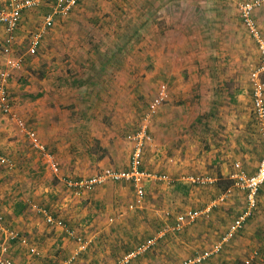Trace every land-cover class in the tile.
Listing matches in <instances>:
<instances>
[{
	"label": "crops",
	"instance_id": "1",
	"mask_svg": "<svg viewBox=\"0 0 264 264\" xmlns=\"http://www.w3.org/2000/svg\"><path fill=\"white\" fill-rule=\"evenodd\" d=\"M161 1L165 8H161ZM196 2L207 0H150L151 8L146 12L122 15L108 11L92 21L96 24L99 20L92 27L89 43L80 40L84 39L80 26H70L73 19L79 20L74 14H82L76 10L67 19L70 25L60 29L59 37L58 26L49 29L35 55L27 51L51 12L49 6H40L46 9L44 18L38 16L40 11L24 10L13 40L9 41L0 25V72L7 70L9 61L21 60V67L26 68L28 60L34 65L44 58L43 63L58 65L61 84L55 104L46 88L40 89L44 94L36 95L39 97L33 98L34 102H23L19 93L15 94L16 82H6L13 103L11 111L37 135L45 152L61 167L55 175L58 187L46 186L53 174L44 167L41 175L46 166L42 152L19 131L14 120L0 111V155L12 164L9 168L0 162V249L7 248L4 253L0 250L1 258L13 264H118L142 243L157 237L162 239L151 248L157 249V255L148 256L152 264H161L163 248L167 253L181 248L188 255L212 250L244 211L245 193L234 186L232 179L235 166L254 174L264 150L252 110L249 74L253 68L250 66L246 79L240 73L233 74V69L224 76L222 66L235 65L230 59L226 64L215 62L216 71L210 74L209 59L191 57L194 43L189 23L202 13L210 17L206 11L192 9ZM8 4L9 0H0V8L7 9ZM116 18H131V23L122 27ZM57 22L58 17L54 25ZM74 34L75 40L63 41V37L72 38ZM128 48L146 51L151 63L149 76L137 71L135 65H127L123 55ZM58 49L66 57L59 59ZM21 67L10 70L7 80L13 79ZM21 73L26 79L30 77L28 81L33 80L30 73ZM142 78L150 81V89L145 82L143 85ZM239 81L244 82L243 87L236 84ZM232 83L236 85L232 87ZM160 85L167 87L168 100L148 124L153 147L142 157V169L159 179L144 183L143 200L139 202L133 185L123 180L107 181L79 194L65 185L64 179L78 182L106 168H129L132 145L125 136L141 124L138 120L143 106L139 98L147 90L153 96ZM92 143L98 145L96 150L87 148V153L85 149L80 153V146L86 148ZM81 162H87L91 169L81 172ZM189 177L209 179V183L194 185ZM56 194V200L50 202L49 196ZM40 210L54 221H46V214ZM196 211L202 212L199 217L187 219V213ZM181 216L182 223L178 220ZM176 227L186 234L176 237ZM245 227L232 239V246L225 248L237 247L239 252L247 244L245 233L249 228L252 241L257 234L262 238L258 264H264V184ZM6 230L16 233L17 238L7 239ZM165 231L171 235L165 236ZM233 251L227 258L222 252L212 255L208 264L237 260L241 255ZM140 257L129 264H138Z\"/></svg>",
	"mask_w": 264,
	"mask_h": 264
},
{
	"label": "rangeland",
	"instance_id": "2",
	"mask_svg": "<svg viewBox=\"0 0 264 264\" xmlns=\"http://www.w3.org/2000/svg\"><path fill=\"white\" fill-rule=\"evenodd\" d=\"M146 1L147 2H143L142 0L141 1H138V0H121V1L120 0H115V1H112V0H83L80 7H75L67 15L62 16V17H58V22L56 23V25H54L53 28H50V30H53L55 27L58 26V37H59L60 29L64 28L65 26L70 25V23H71V20L67 21V19H69V16L72 13H74L76 10L82 11V14L81 13L74 14L75 15L74 17L75 18H76V16L79 17V20L73 19L70 26H72V25H73V27L80 26V30H82V34L84 35V39H85L84 40V39L80 38V40L85 41L86 43H89L88 40H91V38H92L91 37L92 27L94 25L98 24V22H99V20L96 19L97 23L96 24L92 23L94 18H96L97 16L104 17L107 15V12L108 11L110 12L111 10H116L117 12H120V13L122 12L123 13L122 15H126V13H129V12H133V14H134L135 12H138L140 10L146 12V10L149 11V9L151 8V4L149 5L150 0H146ZM241 1H248V0H239V2H241ZM160 4H161V8H165L164 2L161 1ZM77 6H78V4H77ZM192 9H195L197 11H200V10L206 11L210 17L206 18L205 15L202 13L200 17L197 16V17L191 19L190 23H192V25L189 23L190 27H192L191 33H190V36H191L190 39L192 41L191 40L190 41L192 43H194L192 49L189 51L190 55L193 54L191 57L196 58V57L201 55L205 59H209L211 65H212V68H210L208 71V73H210V74L215 73V71H216L215 62H219L220 64H224L225 61L231 59L233 64H235V65H233L232 67L228 66V65H223L221 71H223V74H225L224 76H227L228 74L230 75L229 70L233 69V74L234 73H236V74L240 73V76H243V78L246 79L245 76H247V72L249 71L250 66L252 68H254L258 65L259 54H258V49H257L256 43L249 36V34L247 33V30L245 29V27L242 24V21L239 17V14H238V8H237L236 1L235 0L234 1H231V0H217V1L207 0V2H204V3L196 2L194 5H192ZM29 10L40 11V14L38 16H41L42 18H44V16L46 15V13H44V11L46 10L44 7H37V8L29 9ZM132 17L133 16H131V18ZM253 17H254L256 25L258 26V28L261 32V36L264 38V4L260 8L256 9ZM42 18H41V20H42ZM131 18H120L121 21L119 20V18H116V20H117L116 22L119 23V25L122 27H128L129 23H131ZM103 20L104 19H101V21H103ZM132 20H134V19L132 18ZM185 20L187 22H189L188 19H185ZM205 26H206V28H205ZM48 31H46L45 34H47ZM93 34H95L96 36H97V34H98V36L102 35V33H93ZM73 37H74V39H73ZM76 37L77 36L75 34L72 36V38H71V36L63 37V41L64 40L72 41V40H75ZM58 39H60V38H58ZM200 42H201V44H200ZM198 44H200V48H199ZM22 51H24V50H22ZM108 52L112 53L110 50ZM124 52L126 54L123 55V56H125L123 58L124 59L127 58V60H128L127 65H130V66L135 65V68L137 71H140L144 75L149 76V74L151 73V71H150L151 63H150L149 57L146 56V54H145L146 51H136L133 48L132 49L128 48V49L124 50ZM57 53H58L59 59L66 57V54H63V50H61V49H58ZM43 59L44 58H40L38 63H35L34 65H31V61L28 60V63H30L28 65V67L30 66L31 68H28V67L24 68V65L21 67V70L25 72V75L28 73L31 74L33 80L28 81V78H30V77H27V79H26L20 70V72L17 75L13 76V79H9L7 81L13 80L12 82H16L15 86H14L15 94L17 95V93H19V96L21 97L23 102L24 101L34 102V101H32V100H34L33 98L39 97L36 95H43L44 94L45 90L40 92L41 91L40 89L46 88V89H48L47 96L49 98L53 99L55 104H58V99H57L58 85H61L60 82L58 81V65H53L52 62H49L51 64L43 63L42 62ZM45 60H49V59H45ZM214 69H215V71H214ZM236 69H237V72L235 71ZM144 75H143V77H145ZM229 79H230V76H228L227 80H229ZM141 82H143V85L145 82L147 85L146 88L150 89V87H149L150 81L146 82L142 78ZM226 83L228 86H230V84H228V82H226ZM224 84H225V82H224ZM236 84L239 85V87H243L244 82L239 81V83H236ZM236 84L232 83V87H234ZM28 89H34L35 91L33 90L29 93ZM6 92H7V90H6ZM150 94H151V90H147L145 92L142 91V94H141L142 96L139 98L140 99L139 102H140L141 106H143V108L141 107V113H140L139 120H138L139 122H146L149 124L151 119L157 113V110H156L155 114L148 116L149 102L155 96V93L153 96ZM7 97L9 100V106L11 108L13 103H11V100H10L11 97L8 96V93H7ZM59 98H62V97H59ZM0 111H1V109H0ZM1 113H2V115L4 114L2 111H1ZM12 114L17 117V115L15 113L12 112ZM9 117H11V116H9ZM17 118H19V117H17ZM139 125H141V124H139ZM135 129H138V127ZM134 131H131L130 133H128L125 136V140L129 144H131V143L127 140V136L131 135ZM97 147H98V145H95V143H92L91 146H88L86 148L84 146H80V153L82 154V152H84V149L86 150V153L89 150L90 151H93L94 149L96 150ZM87 148L88 149L90 148V149L87 150ZM147 149H151V148H147ZM42 157L43 156H41V158ZM57 162L60 163L59 161H57ZM60 165L61 164H59L58 173L53 174L51 172L53 175H50L47 178V181H50V182H48V184H47V181H46L45 184L49 188L58 187V179L55 177V175L59 174L60 167H61ZM87 166H88L87 162L86 163L81 162L80 163V171L86 172V170L91 169V167H87ZM44 167L46 168L47 166H43V169L41 168L42 169L41 175L45 172ZM90 177H92V176H90ZM86 179H88V178H86ZM70 181L72 182L73 180L64 179L63 183L65 185H67V182H70ZM103 184H101V185H103ZM239 190L242 191L241 189H239ZM51 196H49L50 202L53 200L55 201L57 198V194L54 196L53 195H51ZM244 203H245L244 207L246 208V202H244ZM151 228L152 227H149L150 231H151ZM245 229H246V227L244 228V231H245ZM149 230H144V233L148 234ZM167 232H168V230H167ZM167 232H166V235L164 234L165 236H167L169 234L171 235L170 232L169 233H167ZM173 232L174 231H172V233ZM178 232H180V234ZM178 232H174L176 237L184 236L186 234V231H184V230L182 231L181 229H179ZM251 232L252 231H250L248 228V231L245 233V238L249 242L247 241V244H245V245L241 244L242 246H241V249L239 250V252H238L237 247H234V248L231 247V249H229V250L227 248H225L226 245H228V246L231 245L232 240H230L229 242H227L223 246L221 252H222V254H226V256H224L225 258L229 257L231 250L232 251L234 250V251H236V252L233 251L234 253H239L241 255L239 258H237V260L236 259L235 260H232V259L226 260L224 262V264H244V261H246V260L250 261L249 264H258V262L260 260V258L258 256V251L260 248V242H261L260 240H262V238H261L260 234H257L256 236L254 235V239H256V240L252 241L253 234H251ZM256 233H258V232H256ZM145 236H147V235H145ZM165 236H163V237H165ZM259 237H260V239L257 240ZM153 239H155V243H156V241H158V240L160 241L162 238L157 239V237H156ZM159 241L157 242V244L159 243ZM160 246H158V247H160ZM261 247L263 248V252H264V247L263 246H261ZM160 248L162 249V247H160ZM163 249L165 251L162 253V257L159 258V259H162L161 264H181L183 260L196 256V254L188 255V253L185 250L183 251L181 248H175V251H172V249H171L170 253H167V249H165V248H163ZM156 250L154 249L152 251V249H149L144 254L142 253L141 255H139V257L140 256L141 257H140V259H138L139 260L138 264H152L151 259H149L150 257L148 255L154 254V256H156L157 255ZM179 250H181V251H179ZM151 251H152V253H151ZM254 251H257V252L254 253ZM221 252L218 254H221ZM263 252H262V254H264ZM172 253H175V254H172ZM197 254H199V253H197ZM233 255H235V254H233ZM137 258H138V256L134 260L136 261ZM208 262L209 261L206 260L205 264H208ZM219 264H220V262H219Z\"/></svg>",
	"mask_w": 264,
	"mask_h": 264
},
{
	"label": "built area",
	"instance_id": "3",
	"mask_svg": "<svg viewBox=\"0 0 264 264\" xmlns=\"http://www.w3.org/2000/svg\"><path fill=\"white\" fill-rule=\"evenodd\" d=\"M234 1V0H231ZM238 8L239 17L243 26L247 30L249 36L256 43L259 63L254 67L249 74V83L252 89V100L254 115L256 119L257 129L261 137V141L264 147V38L261 36V32L254 20V12L264 4V0H248L241 1L235 0ZM79 0H9L7 9L0 8V25L4 26L8 39L13 40V34L18 27L21 19V14L24 10L33 9L40 6H49L51 12L45 17L43 25L28 48L27 53L29 55H35L40 45V40L43 35L54 25L56 17H62L67 15L78 4ZM21 67V60L7 62V70L0 72V109L5 115L11 116L10 118L15 121L19 131L23 133L31 142L34 148L38 149L43 154V160L47 168L53 173L57 174L59 171V163L49 153L45 152V149L40 145L37 135L28 130L24 121L17 118L12 114L9 106V100L6 92V82L10 75V70H16ZM168 100V90L165 85H160L157 88L156 94L149 102L148 116L155 114L156 110ZM12 114V115H11ZM127 140L132 144V151L130 155L129 168L125 171H115L109 168L103 169L100 173L78 182H67L69 188L76 190V193L81 191H91L95 186L101 185L107 181L118 182L128 181L134 189L135 194L139 202L144 197V183L150 180H157L159 177L152 175L151 173L142 169V157L144 151L147 148L153 147V140L149 133L148 123L141 122L138 129L127 136ZM0 162L12 167L10 161L4 159L0 155ZM236 173L233 174L232 179L234 186L241 189L245 193L246 208L240 213L236 219L230 224L227 232L220 238V241L214 245L212 250L197 254L194 257L185 259L181 264H205L212 255L221 252L223 246L234 239L239 233H241L246 225L247 219L251 217L258 203L259 189L264 184V150L263 156L258 163L257 169L254 174L248 175L241 170L239 165H236ZM194 185H205L209 183V179L199 177H189L187 179ZM224 195H222L223 197ZM221 198V197H220ZM223 199H219L222 202ZM39 212L38 210H36ZM208 211V210H207ZM40 212L46 214V221L52 222L54 219L47 215V212L40 210ZM202 212H189L186 214L187 219H195L200 216ZM1 220V217H0ZM179 222L184 221V217L181 216ZM177 229L179 227H176ZM7 235V239L12 240L17 238V234L12 231H4ZM155 245V239H149L145 243H142L134 251H131L125 255L118 264H129L130 261L137 256L144 254ZM1 252H6L5 246L1 247ZM250 261L246 260L244 264H249ZM0 264H13L10 260L0 257Z\"/></svg>",
	"mask_w": 264,
	"mask_h": 264
}]
</instances>
